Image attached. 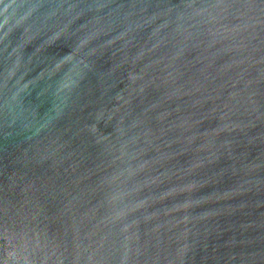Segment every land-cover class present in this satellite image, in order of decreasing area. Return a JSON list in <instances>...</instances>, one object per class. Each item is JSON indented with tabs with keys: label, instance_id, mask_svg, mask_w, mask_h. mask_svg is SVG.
<instances>
[{
	"label": "water",
	"instance_id": "water-1",
	"mask_svg": "<svg viewBox=\"0 0 264 264\" xmlns=\"http://www.w3.org/2000/svg\"><path fill=\"white\" fill-rule=\"evenodd\" d=\"M0 264H264V0H0Z\"/></svg>",
	"mask_w": 264,
	"mask_h": 264
}]
</instances>
